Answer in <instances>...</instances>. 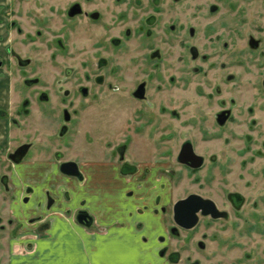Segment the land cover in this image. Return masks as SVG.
I'll list each match as a JSON object with an SVG mask.
<instances>
[{"label":"flooded vegetation","instance_id":"flooded-vegetation-1","mask_svg":"<svg viewBox=\"0 0 264 264\" xmlns=\"http://www.w3.org/2000/svg\"><path fill=\"white\" fill-rule=\"evenodd\" d=\"M161 8L0 0V264L65 227L90 264H264V97L224 98Z\"/></svg>","mask_w":264,"mask_h":264},{"label":"rangeland","instance_id":"rangeland-1","mask_svg":"<svg viewBox=\"0 0 264 264\" xmlns=\"http://www.w3.org/2000/svg\"><path fill=\"white\" fill-rule=\"evenodd\" d=\"M161 1L160 25L166 33L167 43L177 52H182L191 43L197 53H209L204 56L209 59L203 65L199 66L197 59L194 65L210 69L207 71L209 82L215 79L217 83L218 74L219 77L225 74L224 98L236 94V89H240L241 98H249L250 86L257 87L255 98L264 97L260 87L264 79V0ZM149 13L146 11L143 16ZM170 24L172 31L168 27ZM143 27L145 33L152 31L147 25ZM100 33L98 29V35ZM162 38H165L164 34ZM116 51L121 50L115 49L114 53ZM10 65L12 67L8 61L5 66ZM4 79L9 88L12 78ZM6 105L11 104L7 102ZM257 237V243L264 245V234Z\"/></svg>","mask_w":264,"mask_h":264},{"label":"crops","instance_id":"crops-1","mask_svg":"<svg viewBox=\"0 0 264 264\" xmlns=\"http://www.w3.org/2000/svg\"><path fill=\"white\" fill-rule=\"evenodd\" d=\"M87 236L83 230L76 233L65 227L63 233L57 232L47 241H38L34 246L36 250L27 252L30 261L24 264H90L94 258L87 257L92 250ZM37 255H41L40 263L36 262Z\"/></svg>","mask_w":264,"mask_h":264},{"label":"water","instance_id":"water-1","mask_svg":"<svg viewBox=\"0 0 264 264\" xmlns=\"http://www.w3.org/2000/svg\"><path fill=\"white\" fill-rule=\"evenodd\" d=\"M67 172H73V171H67Z\"/></svg>","mask_w":264,"mask_h":264}]
</instances>
